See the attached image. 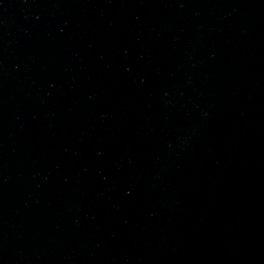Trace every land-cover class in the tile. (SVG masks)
Masks as SVG:
<instances>
[{
	"label": "water",
	"instance_id": "95a60500",
	"mask_svg": "<svg viewBox=\"0 0 264 264\" xmlns=\"http://www.w3.org/2000/svg\"><path fill=\"white\" fill-rule=\"evenodd\" d=\"M0 264H264V0H0Z\"/></svg>",
	"mask_w": 264,
	"mask_h": 264
}]
</instances>
